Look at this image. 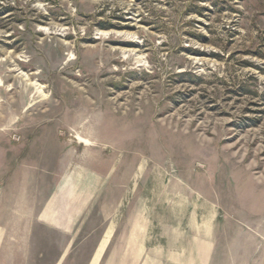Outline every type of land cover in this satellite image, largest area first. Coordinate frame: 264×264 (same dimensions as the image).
I'll use <instances>...</instances> for the list:
<instances>
[{"label": "rangeland", "instance_id": "1", "mask_svg": "<svg viewBox=\"0 0 264 264\" xmlns=\"http://www.w3.org/2000/svg\"><path fill=\"white\" fill-rule=\"evenodd\" d=\"M28 149L67 226L1 230L0 264H139L143 195L264 229V0H0V152Z\"/></svg>", "mask_w": 264, "mask_h": 264}, {"label": "crops", "instance_id": "2", "mask_svg": "<svg viewBox=\"0 0 264 264\" xmlns=\"http://www.w3.org/2000/svg\"><path fill=\"white\" fill-rule=\"evenodd\" d=\"M2 154L0 231H30L36 224L66 230L67 188L60 187L54 195L48 189L47 195L44 183L41 196L30 150L13 163ZM144 197L127 222L123 239L127 263L147 264L148 253L154 251L155 264H264V229L259 223L239 220L208 198L166 196L151 208Z\"/></svg>", "mask_w": 264, "mask_h": 264}, {"label": "bare ground", "instance_id": "3", "mask_svg": "<svg viewBox=\"0 0 264 264\" xmlns=\"http://www.w3.org/2000/svg\"><path fill=\"white\" fill-rule=\"evenodd\" d=\"M81 141H83V142L86 143V144L88 143L86 140H81Z\"/></svg>", "mask_w": 264, "mask_h": 264}]
</instances>
